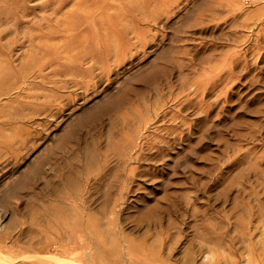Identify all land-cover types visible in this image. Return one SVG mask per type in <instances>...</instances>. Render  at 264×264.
<instances>
[{
  "label": "rangeland",
  "instance_id": "374dc122",
  "mask_svg": "<svg viewBox=\"0 0 264 264\" xmlns=\"http://www.w3.org/2000/svg\"><path fill=\"white\" fill-rule=\"evenodd\" d=\"M230 263L264 264V0H0V264Z\"/></svg>",
  "mask_w": 264,
  "mask_h": 264
},
{
  "label": "bare ground",
  "instance_id": "6f19581e",
  "mask_svg": "<svg viewBox=\"0 0 264 264\" xmlns=\"http://www.w3.org/2000/svg\"><path fill=\"white\" fill-rule=\"evenodd\" d=\"M213 259H214V258H213ZM46 260H47V259H46ZM46 260H45V261H46ZM49 260H50V259H49ZM142 261H143V260H142ZM231 262H233V261H231ZM213 263H214V262H213ZM230 264H231V263H230ZM232 264H233V263H232Z\"/></svg>",
  "mask_w": 264,
  "mask_h": 264
}]
</instances>
